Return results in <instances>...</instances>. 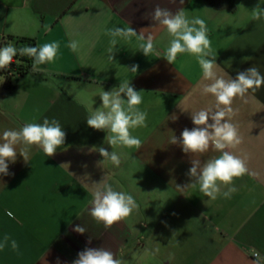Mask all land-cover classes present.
<instances>
[{"label":"crops","instance_id":"crops-1","mask_svg":"<svg viewBox=\"0 0 264 264\" xmlns=\"http://www.w3.org/2000/svg\"><path fill=\"white\" fill-rule=\"evenodd\" d=\"M224 3L0 0V46L13 43L5 39L9 35L32 37L37 44L60 42L55 62L21 76L13 89L4 87L0 75V134L45 118L58 120L66 133L53 156L34 146L28 162L17 154L16 162H9L10 174H0V264H72L86 247L108 249L124 264H250L253 247L264 256V85L232 104L231 122L242 143L227 150L248 158L250 174L235 180L238 191L230 199L211 200L198 187L179 189L192 182L187 175L192 159L203 162L220 153L210 148L185 154L179 143H170L173 135L179 141L185 128L195 127L191 112L213 107L215 98L202 93L194 56L178 54L173 64L164 58L171 37L153 20L157 6L173 13L183 9L189 19L206 21L218 75L235 79L252 66L264 75V17L252 18L257 5L264 9V0H236L234 11ZM114 26L151 34L153 52L145 56L135 37L118 38L110 61L111 38L105 33ZM71 40L79 42L78 51L66 46ZM132 65H138L137 73L127 69ZM124 81L141 91L139 107L148 114L147 127L131 130L142 141L139 149H112L107 132L86 122L102 105L100 93ZM93 146L116 151L120 165L99 163L103 157L89 151ZM102 179L133 195L139 205L109 229L88 211L93 183ZM77 225L86 232H75Z\"/></svg>","mask_w":264,"mask_h":264},{"label":"clouds","instance_id":"clouds-1","mask_svg":"<svg viewBox=\"0 0 264 264\" xmlns=\"http://www.w3.org/2000/svg\"><path fill=\"white\" fill-rule=\"evenodd\" d=\"M180 2L183 3V0ZM262 17H264V9L257 5L252 11V18L260 20ZM153 20L164 26L171 37L164 53L167 62L173 64L178 54L187 53L194 56L202 71V93L211 94L215 98L213 107L191 112V120L195 127L191 130L185 128L179 141L173 135L170 143H179L185 154H204L211 148L220 155L203 162L200 159H192V166L187 172L192 182L178 188L183 190L188 187H198L199 192L211 200L221 195L230 199L238 191L235 180L250 174L248 158L227 150L235 149L242 143L238 126L231 122L236 114L232 104L236 98H244L250 90L255 92L264 85V75H261L255 66L238 72L235 79L231 77L225 79L218 75L217 54L213 53L206 21L200 17L189 19L183 9L173 13L167 8L157 6L153 12ZM105 34L111 38L110 47L107 49L110 61H113L118 38L130 41L135 37L140 42L139 50L145 56L148 57L153 52L154 43L151 34L145 37L142 31L138 35L131 27L116 26L106 29ZM66 46L76 52L79 42L71 40ZM59 55V41L35 46L23 45L19 48L13 43H6L0 46V70L9 68L16 62L14 58L19 56L31 59L34 72L43 71L39 66L55 62ZM127 69L137 73L138 65H132ZM99 97L102 105L89 113L86 119L88 127L97 131H106L105 141L112 149L118 146L139 149L142 141L133 136L131 130L147 127L148 114L139 107L143 103L141 91H136L130 86L129 81H124L111 91L103 90ZM175 119L174 116L173 120ZM65 139L66 133L56 119L45 118L42 123L28 122L19 129H5L0 134V174L4 176L10 174L9 162L15 163L17 154L28 162L31 150L35 146L42 149L47 157H51L64 145ZM89 151L99 152L103 157L99 163L111 162L117 167L121 163L120 155L114 150L109 152L104 147L93 146ZM93 185L89 215L96 223L103 224L105 229L111 228L115 223L128 218L138 210L139 205L133 195L115 190L103 179ZM222 188L226 190L222 191ZM7 215L14 218L10 211ZM73 230L79 234L86 232V228L80 225L75 226ZM8 239V236L4 237L5 244ZM3 246L0 245V248ZM11 246L13 249L17 248V242L12 240ZM248 253L254 258L250 264H264V256L256 248H250ZM72 264H124V262L112 251L103 247H86L78 253V258Z\"/></svg>","mask_w":264,"mask_h":264},{"label":"trees","instance_id":"trees-1","mask_svg":"<svg viewBox=\"0 0 264 264\" xmlns=\"http://www.w3.org/2000/svg\"><path fill=\"white\" fill-rule=\"evenodd\" d=\"M210 2L213 3L212 1ZM224 7L230 9V11H234L236 9V0H225ZM5 39L13 42L18 48L23 45H37L36 39L32 37L9 35ZM14 60L16 62L12 63L9 68L0 70V75L4 77V87L9 90L15 87L16 81L21 76L33 71L30 58L17 56Z\"/></svg>","mask_w":264,"mask_h":264}]
</instances>
